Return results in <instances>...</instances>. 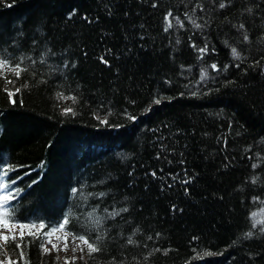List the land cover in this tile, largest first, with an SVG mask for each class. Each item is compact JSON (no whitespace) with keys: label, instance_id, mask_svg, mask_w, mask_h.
Returning a JSON list of instances; mask_svg holds the SVG:
<instances>
[{"label":"trees","instance_id":"1","mask_svg":"<svg viewBox=\"0 0 264 264\" xmlns=\"http://www.w3.org/2000/svg\"><path fill=\"white\" fill-rule=\"evenodd\" d=\"M200 2L204 9L197 0H0V41L15 33L23 41L6 58L29 57L21 77L7 68L13 82L0 77V150L21 165L17 186L31 187L21 214L56 221L66 213L77 233L102 237L100 251L90 254L81 241L69 256L44 253L46 237L25 229L29 264H264V219L253 220L264 212V4ZM169 7L184 28L173 19L164 31ZM190 36L217 51L200 59ZM201 68L213 79L198 85ZM16 87L11 104L3 89ZM69 107L75 115L62 113ZM105 208L127 212L111 217ZM96 215L105 223L89 229ZM7 247L16 259L19 249Z\"/></svg>","mask_w":264,"mask_h":264},{"label":"snow or ice","instance_id":"2","mask_svg":"<svg viewBox=\"0 0 264 264\" xmlns=\"http://www.w3.org/2000/svg\"><path fill=\"white\" fill-rule=\"evenodd\" d=\"M12 2H15V0H12ZM153 7H156L158 4V0H152ZM228 3H231V0H226V2L220 3L219 7L221 9H224ZM261 4H264V0H260ZM10 6V5H9ZM197 6L200 9L205 8V4L201 3L200 0H197ZM259 14V13H258ZM69 16L73 15V12L68 13ZM184 16L187 17L189 20L192 21L193 24H195V27L197 29L201 28L202 25L196 23V21L192 20L191 16H188V13L185 12ZM173 19L176 20V22L180 25L181 28L185 27L184 21L181 20L180 16L177 14L174 16L173 13V8L169 7L167 11L164 13V20L166 21V27L164 28L165 32H168L170 28L173 27ZM246 25L242 21L239 23L238 28L243 29L245 28ZM188 39L191 42V47L193 49H197L199 52V58L203 59L204 56L209 53V52H215L217 51L216 48L209 47V42L206 40L204 45L202 47H198L197 42L195 39H193L191 36L188 37ZM243 39L245 41L249 40V35L245 34ZM179 42V41H177ZM22 38L20 37L19 33H15L12 36L8 38L7 41H0V77H4L6 80H8L9 83H12L13 81L9 79L6 75L5 68H7L8 72H12L15 74L17 78L21 77L22 73L26 71V67L24 65V60L29 59V57L21 54L19 56V62L13 63V60L11 58H6L5 53L9 52L10 48H15L17 51H19L22 47ZM35 43V41H33ZM231 52L235 55L236 58H241V53L237 50L236 47L231 48ZM11 55H14L15 53H10ZM103 63L105 64H110L111 61L108 59H105L103 56L100 58ZM33 64H35V61H31ZM251 64L253 66H258L260 64L259 60L253 59L251 60ZM183 67V65H182ZM211 69L213 71L219 70L221 65H219L217 62L213 61L210 65ZM224 69H228L229 65L225 64L223 65ZM236 67L239 68L240 64H236ZM259 71V68L257 69ZM245 72H248L249 69L245 68ZM35 75V73H33ZM183 75V73H182ZM212 80L213 77L209 74V72L201 68V75L200 79L196 82L198 85L201 84L205 79ZM41 79H47V77H41ZM229 81H225V83H228ZM206 87V86H205ZM20 87L16 88H4L3 91L7 93V98L8 101L11 104L16 103V93L21 92ZM207 92H212L213 89L210 87H206ZM185 93L181 92L180 95H184ZM189 95H197L196 92H189ZM58 96H63L64 99H67L68 97L64 95L63 92L58 93ZM76 94L72 93V99L75 101L76 100ZM155 103H159L160 99L155 98L154 99ZM20 103H23V100H20ZM135 103V101H133ZM101 107H103V104H101ZM62 113L67 115L71 113L72 115H75V111L73 108H63L61 109ZM124 115H126L130 121H135L137 120V116L134 114H131L129 112H125ZM97 120H101L100 116H96ZM102 123L108 124V117L105 116L103 120H101ZM116 127H123V125L116 124ZM227 137L224 138L225 141V146H227ZM163 147V144L161 145ZM251 147V146H249ZM156 155L159 157L161 155L160 152H157ZM249 158L251 159V155H249ZM43 163V162H42ZM21 165L19 163L12 164L8 163L6 161L0 160V256L3 258L0 259V264H19L20 260H23V264H29V261L27 259L25 250H24V244H25V229H27V235L31 236L33 238L39 237L41 235L48 237L49 240L51 239L52 233H56L57 231L64 232L65 235L63 237H59V239H64L65 244L64 247L67 249L68 244H67V239L68 235H71L72 239H79L82 241L84 244H87L88 252L91 254L93 252H98L100 251L99 248V241L101 240L102 237L97 236L96 237V242H93L87 234H81L77 233L74 229L69 227L70 225V216L68 214H63L62 218H58L56 221H50L48 218L45 217H40L36 213H32L31 215H22V210L24 205L21 203L23 200L22 193L27 194V192L31 191V187L26 186V187H21L17 186L16 181L20 179L19 175H16L15 173V168H19ZM253 168L257 167L256 164L252 165ZM31 170V169H30ZM153 175H156L155 170L152 172ZM170 175H175L170 173ZM188 179H191L189 177ZM253 180H255V177H253ZM184 183H187V180L184 181ZM31 184H35V181H31ZM187 190V189H186ZM78 192L77 187H72L71 188V193L75 195ZM106 195L105 192L101 191L98 193V196L104 197ZM254 200H259V196L253 197ZM173 209L176 208V205H172ZM105 213H107L108 216L111 217H117L120 212H127V209H113L109 210L108 208L104 209ZM93 212H95V209H93ZM91 216L92 213H89ZM106 217L96 215L94 219H92L90 222H86L87 227L89 229L96 227L99 228V226L103 225L105 223ZM37 220L39 226L37 227ZM55 225V226H52ZM19 228V231H16V228ZM46 227H50V231H44L41 232V229H45ZM253 228L257 227V223L252 224ZM35 228V231L33 229ZM4 229H7L8 231H3ZM260 233H264V226L259 228ZM105 235H107V232H105ZM157 236L160 235V233H156ZM247 235L250 237L253 235L251 231L247 233ZM149 239H152L151 236H149ZM194 239H196L194 237ZM133 241L129 240L128 243L131 244ZM9 243L14 244L16 248L19 249V254L16 259H13L11 255H9L8 252V245ZM32 241H28V244L30 245ZM39 247L43 250L44 253H47L50 251L48 247L45 246V244L41 243ZM53 247H56L54 244ZM75 251V249H73ZM83 250V249H81ZM165 251H168V249H165ZM152 253H149L151 255ZM58 259V258H57ZM68 257H65V260H67ZM71 259L75 260L76 257H72Z\"/></svg>","mask_w":264,"mask_h":264},{"label":"rangeland","instance_id":"3","mask_svg":"<svg viewBox=\"0 0 264 264\" xmlns=\"http://www.w3.org/2000/svg\"><path fill=\"white\" fill-rule=\"evenodd\" d=\"M263 219H264V212L254 213L253 220H255L257 222V221H260ZM3 231H8V230L4 229ZM16 231H19L18 227L16 228ZM33 231H35V228L33 229ZM64 235H65V233L61 232V231H57L56 233H52L50 240L48 237H46V239L44 240L45 246L48 247L50 249V251H56L59 254L61 253V255L67 254L69 256H71V254L73 255L74 252H77L82 248L83 243L79 239L73 240L71 235H68V239H67L68 247H67V249H65V247H64L65 240L59 239V237H63ZM54 244L56 245V247H53ZM73 249H75V251Z\"/></svg>","mask_w":264,"mask_h":264},{"label":"bare ground","instance_id":"4","mask_svg":"<svg viewBox=\"0 0 264 264\" xmlns=\"http://www.w3.org/2000/svg\"><path fill=\"white\" fill-rule=\"evenodd\" d=\"M232 47H235V46H232ZM5 156H7V155H5V152H2V150H0V160H3V161L7 160V158H5ZM41 166H39V168L37 166V170H38L37 172L39 173V175H42L43 173L45 174V172H46V167L42 168ZM263 206H264V203H263Z\"/></svg>","mask_w":264,"mask_h":264}]
</instances>
